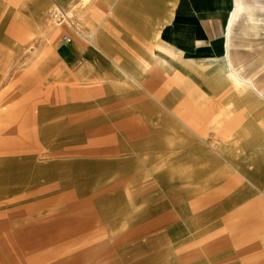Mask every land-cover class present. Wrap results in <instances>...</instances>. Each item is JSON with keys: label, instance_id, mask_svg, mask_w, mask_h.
<instances>
[{"label": "rangeland", "instance_id": "374dc122", "mask_svg": "<svg viewBox=\"0 0 264 264\" xmlns=\"http://www.w3.org/2000/svg\"><path fill=\"white\" fill-rule=\"evenodd\" d=\"M241 3L249 6L244 12L254 19V30L250 47L238 50L264 52V0ZM57 9L51 0H0V264H11L9 257L17 264H244L228 249L219 254L203 225L190 229L195 213L180 216L182 206L195 205L180 192L182 168L163 170L166 156L217 145L212 127L185 117L213 98L200 96L189 80L188 111L156 110L144 119L131 89L130 98L118 100L115 91L108 94L104 83L94 80L98 87L78 94L70 110L71 89L54 56L63 35L74 30L67 22L58 24ZM55 27L59 31L51 41ZM240 40L234 36L231 43L248 44L247 37ZM247 61L243 69L262 63L263 55ZM143 65L154 82L164 80L157 70L163 61ZM139 73L137 81L149 87ZM260 79L264 84V76ZM250 90L264 102V87L260 94ZM163 123L167 133L158 129ZM170 123L180 137L168 134ZM182 129L189 140L181 138ZM197 134L208 142L198 144ZM181 160L178 154L167 163ZM172 189L178 191L166 194ZM200 204H208L201 225L213 216L212 200ZM41 236L47 239L31 244Z\"/></svg>", "mask_w": 264, "mask_h": 264}, {"label": "crops", "instance_id": "0c3cea01", "mask_svg": "<svg viewBox=\"0 0 264 264\" xmlns=\"http://www.w3.org/2000/svg\"><path fill=\"white\" fill-rule=\"evenodd\" d=\"M51 1L58 8L69 10L70 20L80 31H93L92 34L81 31L85 40L74 30L69 35L70 42L60 43L55 49L57 70L71 89L70 110L75 109L78 94L87 95L90 89L98 87L94 80L104 83L107 89H103L108 94L115 91L118 100H127L132 92L136 110L142 112L144 119L156 110L188 111L191 94L186 83L189 80L200 96L213 98L195 116L190 117L189 112L185 117L193 118L204 129L206 125L212 127L217 145L206 149L203 144L208 141L204 135L197 134L196 141L203 147L191 146L166 156L163 170L172 173L173 169L182 168L180 192H187L190 204L195 205L182 206L179 214L184 218L195 213L194 221H188L191 230L199 231L203 225V231L210 232L213 245L218 246L219 254L228 249L236 257L241 256L244 264H264V102L250 90L260 94L264 87L260 79L264 76V52L241 53L240 47H250L248 39L246 45L231 43L237 29H243L238 23L244 19V8L239 9L237 24L231 29L233 38L230 35L227 38L236 13V0ZM58 31L55 27L49 32L51 41ZM20 36L22 41L24 34ZM158 46L164 51L150 53L146 49ZM255 54L263 55V62L243 69L246 58L249 63ZM138 56L143 61L136 59ZM156 61L165 63L163 69H157L164 80L154 82L143 64L151 66ZM136 70L142 72L139 74L149 87L137 81ZM260 70L263 72L258 76ZM136 84L141 90L135 89ZM111 85L117 86V91L110 89ZM169 125L168 134L174 131L177 137L176 124ZM157 126L164 131L166 124ZM186 133L182 129L181 138L189 140L184 138ZM178 154L183 159L180 163H167ZM176 191L172 189L166 194L171 196ZM203 200H212L213 216L200 225L199 220L208 213V204L201 207ZM45 238L41 236L30 242L36 245ZM9 261L17 264V259L9 257Z\"/></svg>", "mask_w": 264, "mask_h": 264}, {"label": "bare ground", "instance_id": "6f19581e", "mask_svg": "<svg viewBox=\"0 0 264 264\" xmlns=\"http://www.w3.org/2000/svg\"><path fill=\"white\" fill-rule=\"evenodd\" d=\"M245 7H249V6H246V5H242L241 3V0H236V13L234 15V17L232 18L231 20V23H230V27L228 28L227 30V38H229V35L233 38V34H234V31L231 30L233 28V25L234 23L237 24V20L236 18H238V13H239V9L240 8H245ZM57 10H60V9H57ZM241 10V9H240ZM244 12V11H242ZM69 14V13H68ZM250 13H245L244 14V19L242 21V23H238L239 26H241L243 29L242 30H238L237 29V33H236V36H238V38H241V39H244L247 37V39H249L250 37H252L253 35V30H254V26L251 25L252 24V21L254 20L250 15ZM70 25V24H69ZM71 26V25H70ZM73 26V25H72ZM248 27V29H247ZM74 29V28H73ZM246 29V30H245ZM226 33V32H225ZM240 33V34H239ZM226 35V34H225ZM252 51H255L252 49Z\"/></svg>", "mask_w": 264, "mask_h": 264}, {"label": "built area", "instance_id": "2783aa9c", "mask_svg": "<svg viewBox=\"0 0 264 264\" xmlns=\"http://www.w3.org/2000/svg\"><path fill=\"white\" fill-rule=\"evenodd\" d=\"M54 16L56 17L58 24L67 22L71 26L73 25L72 26L74 28L73 30H75L79 36L83 37L82 32L78 28H76L74 23L70 20V16L67 14V11L63 9L57 10L54 12ZM83 38L87 40L85 36ZM62 39L64 40L65 43L70 42V37L66 34L63 35Z\"/></svg>", "mask_w": 264, "mask_h": 264}]
</instances>
